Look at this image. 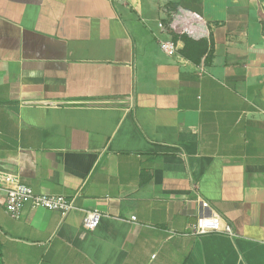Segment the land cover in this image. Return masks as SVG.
Returning <instances> with one entry per match:
<instances>
[{
	"label": "crops",
	"instance_id": "0c3cea01",
	"mask_svg": "<svg viewBox=\"0 0 264 264\" xmlns=\"http://www.w3.org/2000/svg\"><path fill=\"white\" fill-rule=\"evenodd\" d=\"M179 7L211 59L162 49ZM0 174L74 204L0 202L4 264H264V0H0Z\"/></svg>",
	"mask_w": 264,
	"mask_h": 264
},
{
	"label": "built area",
	"instance_id": "2783aa9c",
	"mask_svg": "<svg viewBox=\"0 0 264 264\" xmlns=\"http://www.w3.org/2000/svg\"><path fill=\"white\" fill-rule=\"evenodd\" d=\"M168 23L161 22L159 26L168 34H188L194 38L206 36L203 18L188 9L179 7L171 12ZM162 49L170 54H177L178 47L173 39L163 40ZM0 202L4 203L7 213L14 218H20L26 206L32 208H45L57 210L63 216L74 209L73 201L64 195L49 193H37L34 189L22 182L7 184L0 174ZM203 212L198 216L197 221L191 225V234L201 235L209 232H220L234 236L235 232L232 225L223 216L215 211L209 201L201 199ZM98 210L86 211L83 217V226L87 230H94L101 218ZM136 219L135 216L132 217ZM155 255H153L154 257Z\"/></svg>",
	"mask_w": 264,
	"mask_h": 264
},
{
	"label": "trees",
	"instance_id": "16d2710c",
	"mask_svg": "<svg viewBox=\"0 0 264 264\" xmlns=\"http://www.w3.org/2000/svg\"><path fill=\"white\" fill-rule=\"evenodd\" d=\"M175 10H177V8H175ZM165 23L167 24L168 21ZM172 36L174 41H177L179 39L184 41V47L179 50L181 54L187 57L188 59L199 62L201 57L206 53L208 54L206 59L207 58L211 59L213 54V49L212 48L208 49V45L206 41L203 40L195 41L191 39L187 34H177L175 32H172ZM0 264H4L2 259L1 245H0Z\"/></svg>",
	"mask_w": 264,
	"mask_h": 264
},
{
	"label": "rangeland",
	"instance_id": "374dc122",
	"mask_svg": "<svg viewBox=\"0 0 264 264\" xmlns=\"http://www.w3.org/2000/svg\"><path fill=\"white\" fill-rule=\"evenodd\" d=\"M165 23V22H164Z\"/></svg>",
	"mask_w": 264,
	"mask_h": 264
}]
</instances>
